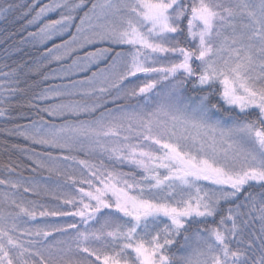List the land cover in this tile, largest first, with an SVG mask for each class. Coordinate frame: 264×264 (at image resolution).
<instances>
[{
  "label": "snow or ice",
  "instance_id": "obj_1",
  "mask_svg": "<svg viewBox=\"0 0 264 264\" xmlns=\"http://www.w3.org/2000/svg\"><path fill=\"white\" fill-rule=\"evenodd\" d=\"M0 22V264H264V0Z\"/></svg>",
  "mask_w": 264,
  "mask_h": 264
},
{
  "label": "trees",
  "instance_id": "obj_2",
  "mask_svg": "<svg viewBox=\"0 0 264 264\" xmlns=\"http://www.w3.org/2000/svg\"><path fill=\"white\" fill-rule=\"evenodd\" d=\"M5 27L11 28V24L10 23L6 24V23H3V22H0V29H3Z\"/></svg>",
  "mask_w": 264,
  "mask_h": 264
}]
</instances>
